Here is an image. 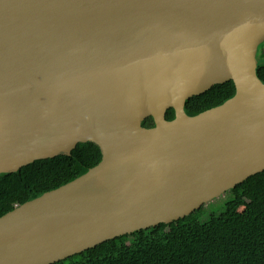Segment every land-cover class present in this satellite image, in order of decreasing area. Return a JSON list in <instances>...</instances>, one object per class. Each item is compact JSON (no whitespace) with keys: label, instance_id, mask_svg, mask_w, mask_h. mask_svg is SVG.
Instances as JSON below:
<instances>
[{"label":"water","instance_id":"obj_1","mask_svg":"<svg viewBox=\"0 0 264 264\" xmlns=\"http://www.w3.org/2000/svg\"><path fill=\"white\" fill-rule=\"evenodd\" d=\"M262 52L264 0H0V172L80 142L102 153L0 216V264L170 223L263 171ZM228 80L232 97L187 114Z\"/></svg>","mask_w":264,"mask_h":264},{"label":"trees","instance_id":"obj_2","mask_svg":"<svg viewBox=\"0 0 264 264\" xmlns=\"http://www.w3.org/2000/svg\"><path fill=\"white\" fill-rule=\"evenodd\" d=\"M256 70L264 82V52ZM234 94V82L228 80L191 96L184 108L195 115ZM173 117L169 108L166 118ZM142 124L153 126V118ZM101 156L97 144L80 142L69 154L0 172V216L80 176ZM51 264H264V170L184 217L119 235Z\"/></svg>","mask_w":264,"mask_h":264}]
</instances>
